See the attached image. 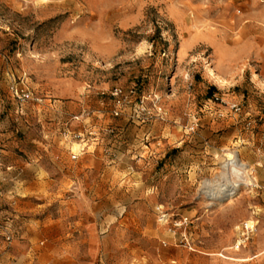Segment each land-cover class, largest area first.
<instances>
[{
  "label": "rangeland",
  "instance_id": "1",
  "mask_svg": "<svg viewBox=\"0 0 264 264\" xmlns=\"http://www.w3.org/2000/svg\"><path fill=\"white\" fill-rule=\"evenodd\" d=\"M0 157V264H264V0H0Z\"/></svg>",
  "mask_w": 264,
  "mask_h": 264
},
{
  "label": "built area",
  "instance_id": "2",
  "mask_svg": "<svg viewBox=\"0 0 264 264\" xmlns=\"http://www.w3.org/2000/svg\"><path fill=\"white\" fill-rule=\"evenodd\" d=\"M9 90L12 93L17 103V110L20 114H23L25 107L28 103L32 102L40 105L43 100L36 97L30 90L25 82V79L16 82L15 78L9 85ZM110 97L113 102L110 115L113 118H121L123 112L128 107L135 108V113L141 111L147 113L144 108V99L137 95V91L134 88L124 89L121 87H115L110 92ZM84 115L75 116L72 120L82 122V128L72 129L67 126L61 133V138L65 142L68 151H70L71 159L74 161L79 160L85 155L90 148L100 147L104 145L107 136L114 133V129L111 127H98L91 124L89 116L84 118ZM2 166V159L0 157V167Z\"/></svg>",
  "mask_w": 264,
  "mask_h": 264
},
{
  "label": "crops",
  "instance_id": "3",
  "mask_svg": "<svg viewBox=\"0 0 264 264\" xmlns=\"http://www.w3.org/2000/svg\"><path fill=\"white\" fill-rule=\"evenodd\" d=\"M234 249H235V247H234ZM236 250V249H235ZM228 260H230V261H235V262H247V261H249L250 259H247V258H245V259H239V258H232V257H230V258H228Z\"/></svg>",
  "mask_w": 264,
  "mask_h": 264
},
{
  "label": "bare ground",
  "instance_id": "4",
  "mask_svg": "<svg viewBox=\"0 0 264 264\" xmlns=\"http://www.w3.org/2000/svg\"><path fill=\"white\" fill-rule=\"evenodd\" d=\"M215 77H216V76H215ZM213 79H214V77H213ZM221 82H222V81H221ZM221 82H220V83H221ZM235 158H236V157L233 156V157L231 158V160H234ZM234 162H235V160H234ZM236 163H237V167L240 168V170H241L242 168H244V167H243V164L240 163V160H239V159L236 160ZM234 166H235V165H234ZM235 167H236V166H235ZM232 169H233V168H232ZM243 170H244V169H243ZM238 171H239V170H238Z\"/></svg>",
  "mask_w": 264,
  "mask_h": 264
}]
</instances>
